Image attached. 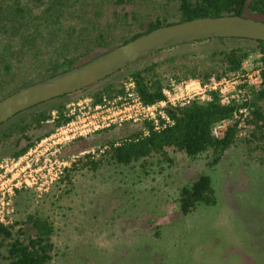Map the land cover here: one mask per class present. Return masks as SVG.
Returning a JSON list of instances; mask_svg holds the SVG:
<instances>
[{"label":"rangeland","instance_id":"rangeland-1","mask_svg":"<svg viewBox=\"0 0 264 264\" xmlns=\"http://www.w3.org/2000/svg\"><path fill=\"white\" fill-rule=\"evenodd\" d=\"M106 2L111 5V0ZM136 2L141 18L153 13L152 0ZM121 35L129 36L130 32L126 30ZM238 44L242 43L228 38L178 45L37 109L63 104L66 116L75 113L68 122L78 127L99 119L92 118L98 110L92 111L91 94L129 77L131 72L151 63L156 64L155 73L161 77L170 76L183 65L200 72L210 65L205 60L210 51ZM255 53L258 51L249 54ZM34 68L35 63L19 65L13 74L18 80L30 79L33 83L39 80ZM130 80L129 77L123 82L125 87ZM88 107L91 110L86 118ZM37 109L25 111L18 118ZM45 126V130L51 129L49 123ZM141 127L143 124L130 121L96 130L91 127L84 135L60 137L59 143L49 145L51 141L44 140L55 133L56 128L52 127L48 135L18 156L13 153L24 143L9 141L0 148V164L12 158H24L31 164V158L38 157L43 162L48 154L66 165L49 186H12L9 207L13 212L8 224L17 221L26 238L34 232L27 221L29 215L51 221L55 248L50 264H264V154L249 150L245 143L228 149L214 166L207 165L205 154L190 158L170 151V161L151 158L143 167L140 162L122 165L105 160L95 172H76L70 183L59 182L79 157L90 154L99 158L109 141L126 138ZM81 129L77 128V132ZM12 166L9 162L8 168ZM12 173L18 174L15 170ZM202 174L211 178L216 205L183 216L178 208L180 188Z\"/></svg>","mask_w":264,"mask_h":264},{"label":"trees","instance_id":"trees-1","mask_svg":"<svg viewBox=\"0 0 264 264\" xmlns=\"http://www.w3.org/2000/svg\"><path fill=\"white\" fill-rule=\"evenodd\" d=\"M136 3V0H111V5L106 0H0V98L32 82L15 77L13 71L19 65L35 63L34 76L40 80L83 64L159 26L237 12L244 17L264 21V0H152L153 13L144 18H141ZM126 30L130 35L123 37L121 33ZM230 39H237L242 44L213 49L205 55L210 65L200 72L183 65L178 71L171 72L170 76L161 77L155 73L156 64L151 63L131 72L129 77L134 81L141 101L149 104L164 98L162 89L169 78L197 79L204 84L211 78L219 79L239 69L249 53L257 50L261 54L257 60L262 67L263 85L250 90L246 126H239L238 120L232 119L236 105H222L218 93L213 91L209 93L208 101L192 100L183 106L168 105L166 111L173 123L161 130H154L146 123L126 138L109 141L99 158H93L90 154L79 157L65 170L59 182L70 183L71 176L76 172H95L105 160L122 165L140 162L143 167L151 158L163 157L170 161V151L190 158L205 154L208 166L219 163L225 152L239 143H245L249 150H260L264 154V41ZM203 41L207 40L195 42ZM129 77L91 94L92 104L124 94L123 82ZM47 102L25 111L37 109ZM64 110L65 105L58 104L37 109L19 118L25 111L16 114L0 125V148L14 139L17 145L21 142L24 145L13 154H22L48 135L52 127L57 128L71 119ZM229 118L232 122L223 137H214L213 125ZM45 123H49L51 129L45 130ZM211 182L209 175L202 174L191 184L180 188L178 208L181 215L187 216L201 207L216 205L217 198ZM27 221L34 232L26 238L17 221L12 224L0 222V264H50L55 248L53 224L38 215H29ZM156 235L159 236L158 231Z\"/></svg>","mask_w":264,"mask_h":264},{"label":"built area","instance_id":"built-area-1","mask_svg":"<svg viewBox=\"0 0 264 264\" xmlns=\"http://www.w3.org/2000/svg\"><path fill=\"white\" fill-rule=\"evenodd\" d=\"M260 56V53L250 54L242 61L239 69L230 71L219 79L211 78L204 84L197 79L176 80L169 78L166 86L162 89L164 98L149 104L141 101L135 91V83L131 79L128 85L124 86L125 92L122 96H117L112 100L105 98L98 104L91 103L92 111L98 110L95 115L92 114V118L95 119L98 116V120L83 122L78 127L73 126L74 122H66L57 127L55 133L44 141L48 139L51 141V143H48L49 145H56L59 143L60 137L62 139L75 138L76 133L84 135L83 132L91 130V127L96 130L116 123L120 125L124 121L141 124L149 123L154 130H161L173 123L166 111L168 105L183 106L192 100L208 101L210 98L209 93L213 91L218 93L222 105H236L237 109L232 119L238 120L239 126H246V119L249 115L247 102L250 99V90L261 84L263 85L262 67L257 60ZM90 110L91 108L88 107L86 118H89ZM74 114V112H71L67 116L72 118L71 115ZM232 119H223L216 122L212 127V135L216 138L223 137ZM99 122L101 125H98ZM77 128L82 129L77 132ZM144 133H147L145 128ZM47 155L44 157L43 162L38 157L35 160L31 158V164L25 161L24 158H12L9 160L10 164H13L11 169L8 168L9 162L7 161L4 164H0L1 223L8 224L10 222V214L13 212V209L9 207L10 197L13 193L12 186H20L23 183L25 186H49L58 177V174L62 172L61 167H65V162H59L55 156L48 157ZM15 160L17 161L14 162ZM34 166L35 169L33 168ZM18 167L21 171H18ZM27 168H29V172ZM12 170H15L18 174L14 176ZM43 170L46 173L43 174ZM8 173L10 174L9 178H7Z\"/></svg>","mask_w":264,"mask_h":264},{"label":"water","instance_id":"water-1","mask_svg":"<svg viewBox=\"0 0 264 264\" xmlns=\"http://www.w3.org/2000/svg\"><path fill=\"white\" fill-rule=\"evenodd\" d=\"M215 38L264 41V21L232 15L205 16L163 25L95 58L24 85L0 98V125L16 114L54 98L81 91L160 50Z\"/></svg>","mask_w":264,"mask_h":264}]
</instances>
